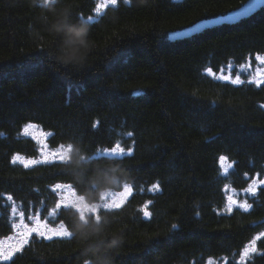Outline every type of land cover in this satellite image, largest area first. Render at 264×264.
<instances>
[{
	"label": "trees",
	"instance_id": "1",
	"mask_svg": "<svg viewBox=\"0 0 264 264\" xmlns=\"http://www.w3.org/2000/svg\"><path fill=\"white\" fill-rule=\"evenodd\" d=\"M247 1L118 0L91 21L97 0H62L91 28L86 65L69 69L48 55L54 42L42 10L31 0H0V238L14 234L20 213L71 231L75 208L53 188L70 184L85 201V191L97 194L87 177L100 165L105 175L127 178L111 192L132 190L111 209L112 227L124 235L113 264H264V236L241 260L264 232V184L255 195L246 191L264 178V82L240 72L244 83L232 84L207 73L233 66L235 77L264 56V7L235 24L169 37ZM33 30L45 39L35 40ZM28 126L47 133L51 149L67 148L72 162L25 167L20 158L40 155ZM117 144L122 155L105 154ZM80 153L91 161L87 171L76 165ZM112 165L119 172H107ZM232 193L251 208L229 213ZM83 259L72 235L33 236L0 264Z\"/></svg>",
	"mask_w": 264,
	"mask_h": 264
},
{
	"label": "clouds",
	"instance_id": "2",
	"mask_svg": "<svg viewBox=\"0 0 264 264\" xmlns=\"http://www.w3.org/2000/svg\"><path fill=\"white\" fill-rule=\"evenodd\" d=\"M33 7L40 8L43 12L42 20L46 21L45 32L54 42L48 55L59 65L69 69L83 68L92 50L90 38V24L85 19H73L72 8L62 0H31ZM32 36L37 41L45 39L39 31L33 30ZM73 152H79L73 146ZM72 153H69L65 164L72 162ZM91 163L87 154L80 153L76 165L87 171ZM100 165H96L87 177L88 187L96 189L94 196L91 192L83 193L85 201L90 206H95L97 214L86 212L81 218L75 209L70 216L71 235L76 238L81 246L82 264H113L112 254L124 243L122 232L112 227L110 215L111 208H104V202L99 199L100 193L116 191L127 182L123 175H105ZM109 173L119 172L115 165L104 166Z\"/></svg>",
	"mask_w": 264,
	"mask_h": 264
},
{
	"label": "rangeland",
	"instance_id": "3",
	"mask_svg": "<svg viewBox=\"0 0 264 264\" xmlns=\"http://www.w3.org/2000/svg\"><path fill=\"white\" fill-rule=\"evenodd\" d=\"M117 3H118V0H117ZM116 4L112 5L111 3L108 2V0H97V6L98 5H104V6L100 9L99 13H97L96 9H95V14L92 17L91 21L95 20L98 16H100L108 7L116 6ZM97 6H96V8H97ZM232 71H233V66L224 69L223 71H221V73H218V74H216L214 71H212L215 75H211V76L214 78H217L220 75L228 76L229 74H231L232 78L234 79L235 77L232 75ZM240 72L244 73L246 75V77L248 78V80H252L253 82H256V83L264 82V64L260 63L259 60H257V62L254 65L248 64L246 66H243L242 68H239V72H238L239 75H240ZM207 73H208V71H207ZM26 134L38 143V145L40 146V155L37 159L36 158L26 159V158L22 157L19 159L21 162L28 164L29 161H32L33 163H31L29 165H33L36 163H42L41 160L52 161L53 160L52 153L58 154L56 156V161L64 160V159L68 158L69 150L67 148L61 147L58 149H51L48 146V144H47L48 135H47V133H45L40 128L35 127V126H28V127H26ZM42 149L44 150L43 156L41 155ZM108 155H110V154H108ZM261 181H264V178L259 177L256 180V189L259 186L264 184V183H260ZM62 187H67V186H62ZM57 190L59 192L60 197H61V194L66 191V189H63V188L57 189ZM119 192H125V189H123L122 191H119ZM131 192H132V190L130 191V193L125 192L123 199L120 200V203L122 205L129 198V196L131 195ZM109 193H113V192L103 193V195H102L101 201L104 202V208H110V207H108L109 202H111V197L108 195ZM229 197H232V199L236 200L238 203H241V201L239 200L238 194L232 193ZM61 201H62L63 206L73 207V208L77 209L81 213V216H84V214L86 212H91L92 214H97V209L95 208V206H90L88 203H86L84 201V199L76 196L75 193L71 190V188L65 194L64 199H62V197H61ZM113 208H115V207H113ZM233 208H236V206H233ZM39 221H40V224H43L45 222V221H41L40 219H39ZM21 222L23 223V225H27V228L35 229L34 231L28 233V235L26 237V243L33 236H38V237H42V236L49 237L50 236L51 238L62 236V234L58 230V226H50L49 224H47L48 225L47 228L40 227V225L37 224V218H29L27 220L23 216L21 217V213L17 214L16 222L14 224V228H15L14 234L7 239H1L0 238V247H2L3 251L4 252H9V251L11 252V254L7 256V258L9 256H11L12 254H14L17 250H19L22 247V245L17 242L20 239L19 233L27 231V229H25L23 227H18L19 225H21ZM49 228L52 229L53 231L49 232L48 231ZM40 233H43V235H41ZM26 243H24V244H26ZM251 252H252V250L250 249L247 256L250 255ZM247 256H245V257H247ZM7 258H4V255L0 254V260L3 261V260H6Z\"/></svg>",
	"mask_w": 264,
	"mask_h": 264
},
{
	"label": "snow or ice",
	"instance_id": "4",
	"mask_svg": "<svg viewBox=\"0 0 264 264\" xmlns=\"http://www.w3.org/2000/svg\"><path fill=\"white\" fill-rule=\"evenodd\" d=\"M109 3H111L112 5H115L117 3V0H108ZM125 3H128L129 0H124ZM104 5H98L97 8H96V12L99 13L100 12V9L103 7ZM89 19L91 20L92 17H89ZM257 60L260 61V63L264 64V56H257L256 57ZM208 74L209 75H215L211 68L208 69ZM219 80L221 81H230L232 84H242L244 83L243 80H241L240 78V75L237 74L235 76V78L233 79L231 74H229L228 76H225V75H220L217 77ZM249 83H252L253 81L252 80H249L248 81ZM129 135H131V133H129ZM63 147V146H61ZM119 148V152H117V149ZM105 154H110V155H122L124 153V150L123 148H120V145L117 144L115 145L114 147H112L110 150L109 149H105L104 150ZM43 153H44V150L42 149L41 150V155L43 156ZM128 154L130 155L131 154V151L128 152ZM53 155V160L52 161H48V160H41V162H45V163H54V162H57L56 161V156L58 155L57 153H52ZM221 159H224L223 157H221ZM15 162V160H14ZM33 163L32 161H29L28 164H25V167L29 166V164ZM260 183H264V181H261ZM62 186H67V187H62ZM66 189L65 192H63L61 194V197L62 199H64L65 197V194L68 192V190L71 188V185H61V184H56L53 188V190H57V189ZM255 190H256V181H253L252 182V185L246 190L248 192H250L252 195H255ZM131 189L128 185H125V192L127 193H130ZM125 192H113V193H109L108 195L111 197V202H109V205L108 207L110 208H120L122 206V204L120 203V200L123 199L124 197V194ZM119 198V199H118ZM9 199H11L9 197ZM229 200V203L227 205V211L229 213L232 212V209H233V206H236V207H239L241 209H243L244 211H247L249 208H251V204H248L247 202H243V203H238L236 200L232 199V197H229L228 198ZM61 207V204L58 202L56 204V208L52 210V213L50 214H54L56 209H59ZM13 211L15 212V209H13ZM22 213H21V217H22ZM144 215L145 216H148L149 213L147 211L144 212ZM37 224L40 225V227H44V228H47L48 225H47V222H44L43 224H40V221H39V217H37ZM18 227H23L25 229H27V231H24V232H21L19 233V236H20V239L17 241L19 244L23 245L24 243H26V237L28 235L29 232H32L34 231L35 229H29L27 228V225H23V223L21 222V225H19ZM173 228H176V225H173L172 226ZM58 230L60 231V233L62 234V236L64 237H70L71 236V231H69V229L65 226V224L63 223H60L58 225ZM49 232L53 231L52 229H48ZM41 235H43V233H40ZM262 236H264V232L260 233L258 236H256L251 244L246 247L244 249V252H243V255L241 256V260H243L245 258V256H247V254L249 253V250L251 249L252 251H255V244H256V241L259 240ZM48 238H51L50 236ZM0 254H3L4 255V258H7L8 255L11 254V252H4L2 247H0Z\"/></svg>",
	"mask_w": 264,
	"mask_h": 264
},
{
	"label": "water",
	"instance_id": "5",
	"mask_svg": "<svg viewBox=\"0 0 264 264\" xmlns=\"http://www.w3.org/2000/svg\"><path fill=\"white\" fill-rule=\"evenodd\" d=\"M262 7H264V0H248L245 5H243L239 9L228 13L226 16L200 21L199 23L187 29L170 34L169 37L173 41L184 40L186 38L199 34L207 29H211L225 24H235L246 18H249Z\"/></svg>",
	"mask_w": 264,
	"mask_h": 264
}]
</instances>
